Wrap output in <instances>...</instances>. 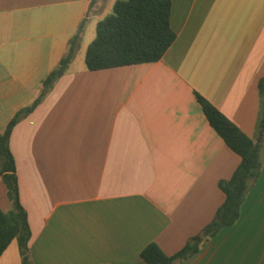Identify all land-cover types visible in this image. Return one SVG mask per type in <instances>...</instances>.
Listing matches in <instances>:
<instances>
[{"label": "crops", "instance_id": "1", "mask_svg": "<svg viewBox=\"0 0 264 264\" xmlns=\"http://www.w3.org/2000/svg\"><path fill=\"white\" fill-rule=\"evenodd\" d=\"M115 1L0 0V132L85 21L67 70L10 136L35 264H145L150 242L175 254L213 219L240 156L196 94L255 135L264 0H170L176 36L161 59L89 70ZM262 161L236 222L176 264H264V142ZM0 207L11 208L1 177ZM20 261L13 239L0 264Z\"/></svg>", "mask_w": 264, "mask_h": 264}, {"label": "trees", "instance_id": "2", "mask_svg": "<svg viewBox=\"0 0 264 264\" xmlns=\"http://www.w3.org/2000/svg\"><path fill=\"white\" fill-rule=\"evenodd\" d=\"M170 11V0L115 1L111 13L96 24L95 37L85 52L87 69L99 70L161 59L176 36L170 25ZM84 24L83 19L58 64L42 80L40 92L33 102L19 109L0 132V177L11 204L8 210L0 207V255L15 239L21 257L20 264L35 263L29 249L31 231L27 213L19 199L16 165L10 149L11 132L43 100L56 80L67 70L75 55ZM258 90L260 105L253 138L243 133L211 103L196 94L209 124L227 146L240 156V163L230 179L219 182L225 199L213 219L197 235L189 238L175 254L167 255L157 243L150 242L140 252L145 264H176L192 256L221 228L234 224L239 218L247 191L258 177L263 164L264 76L258 82Z\"/></svg>", "mask_w": 264, "mask_h": 264}, {"label": "rangeland", "instance_id": "3", "mask_svg": "<svg viewBox=\"0 0 264 264\" xmlns=\"http://www.w3.org/2000/svg\"><path fill=\"white\" fill-rule=\"evenodd\" d=\"M94 35H95V31H94V33H93Z\"/></svg>", "mask_w": 264, "mask_h": 264}]
</instances>
